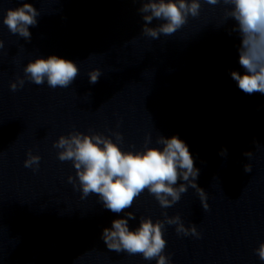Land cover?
<instances>
[{
    "label": "water",
    "instance_id": "water-1",
    "mask_svg": "<svg viewBox=\"0 0 264 264\" xmlns=\"http://www.w3.org/2000/svg\"><path fill=\"white\" fill-rule=\"evenodd\" d=\"M22 2L41 13L30 40L2 23L6 10ZM140 6L0 0V264H156L110 251L102 231L124 214L105 209L95 195L82 199L78 184L68 182L75 169L57 158L53 143L90 130L120 132L124 150H142L149 134L150 146L157 135L188 145L208 209L189 187L171 208L145 191L127 210L136 215L132 229L141 217L163 220L164 212L179 214L186 227L195 224L199 237L165 226L170 264H264L254 251L264 242V94H245L231 78L232 71L243 73L240 38L229 35L232 22L216 27L223 22L220 7L203 4L201 15L174 35L152 40L141 34ZM50 55L79 66L70 87L25 80L10 89L29 61ZM94 68L102 75L91 84ZM29 150L41 157L36 170L24 167ZM248 163L252 171L245 173Z\"/></svg>",
    "mask_w": 264,
    "mask_h": 264
},
{
    "label": "clouds",
    "instance_id": "clouds-1",
    "mask_svg": "<svg viewBox=\"0 0 264 264\" xmlns=\"http://www.w3.org/2000/svg\"><path fill=\"white\" fill-rule=\"evenodd\" d=\"M133 3L141 5L138 9L144 21L141 34L152 40L174 35L190 17L201 15L203 4L220 7L223 22L216 27L232 22L229 35L236 33L241 41L238 53L243 73L232 71L231 78L245 94H264V0H133ZM40 14L32 3L22 2L21 6L6 10L2 23L13 35L30 40L29 29L37 25ZM154 21L157 23L151 26ZM3 48L4 41L0 40V49ZM23 72V77L10 83L12 91L23 87L25 80L35 85L46 82L52 89L68 88L79 76L80 68L69 59L50 55L29 61ZM101 75L99 68L92 69L88 73L89 82L96 84ZM112 136L91 130L87 134L72 131L61 135L53 147L58 149L57 158L61 162H72L75 178L69 176L68 182L74 187L78 184L82 199L95 195L105 209L124 214L123 218L114 219L111 227L103 229L101 238L107 248L129 256L139 255L145 261L155 260L156 264H170V256L164 254L165 226L174 225L177 235L199 237L195 224L186 227L179 214L169 216L164 212L163 220L141 217L138 226L132 229L129 221L136 220V215L127 210L145 191L162 209L171 208L189 187L195 189L202 208L207 210V192L196 182L200 170L195 166L188 145L178 136L157 135L154 146H150L153 140L149 134L142 150L136 151L122 149L124 138L120 132H112ZM220 155L226 156L227 149H222ZM244 155L251 157L252 152ZM40 160L39 155L29 150L23 164L25 168L36 170ZM243 170L250 173L251 164H245ZM254 251L264 261V242Z\"/></svg>",
    "mask_w": 264,
    "mask_h": 264
}]
</instances>
